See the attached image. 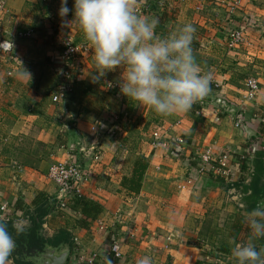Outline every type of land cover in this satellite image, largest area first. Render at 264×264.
Segmentation results:
<instances>
[{
  "label": "crops",
  "instance_id": "1",
  "mask_svg": "<svg viewBox=\"0 0 264 264\" xmlns=\"http://www.w3.org/2000/svg\"><path fill=\"white\" fill-rule=\"evenodd\" d=\"M3 1L0 41L13 48L0 52V206L15 213L10 217L15 228L28 227L24 212L31 211L37 193L55 201L48 167L74 158L87 175L82 198L100 204L102 212L86 229L67 210L56 209L44 219L43 236L59 231L72 236L74 247L55 252L67 253L64 264H86L89 257L94 264H136L143 256L152 264H233L231 248L248 239L244 213L264 199V128L253 119H264V0H237L232 15L227 5L236 0H204L220 1L229 15L222 31L206 25L203 33H194L193 54L202 72L211 75L210 91L197 108L170 115L137 107L122 96L119 68L93 80V51L74 21V0H67V16L59 14L61 0ZM195 2L131 0L137 14L149 17L153 6L163 11L172 4L180 12L195 8ZM182 17L169 22L171 32L186 23ZM163 25L158 22L157 34ZM233 28L244 30V40L228 49L225 35ZM67 34L83 46L77 84L69 100L54 104L56 50ZM250 78L257 80L258 92L248 101ZM157 130L166 131L182 152L154 149L151 135ZM207 149L226 156L227 177L200 171L199 159ZM137 157H144L148 166L139 193L128 195L120 182ZM237 158L245 161L244 171ZM17 201L23 210L14 209ZM255 243L264 248V239Z\"/></svg>",
  "mask_w": 264,
  "mask_h": 264
},
{
  "label": "clouds",
  "instance_id": "2",
  "mask_svg": "<svg viewBox=\"0 0 264 264\" xmlns=\"http://www.w3.org/2000/svg\"><path fill=\"white\" fill-rule=\"evenodd\" d=\"M69 11L67 0H61L59 14L67 16ZM73 16L93 51V80L121 69L119 92L135 106L160 115L177 114L208 95L211 75L202 72L193 54L196 29L191 23L161 36L156 33L158 19L137 14L131 0H74ZM243 223L248 239L231 248L233 264H264V248L255 243L264 239V199L244 213ZM15 246L7 223L0 219V264H11ZM136 264L152 260L143 256Z\"/></svg>",
  "mask_w": 264,
  "mask_h": 264
},
{
  "label": "built area",
  "instance_id": "3",
  "mask_svg": "<svg viewBox=\"0 0 264 264\" xmlns=\"http://www.w3.org/2000/svg\"><path fill=\"white\" fill-rule=\"evenodd\" d=\"M238 1L236 0L234 5H227V11L229 14H233ZM146 11H149L147 6ZM4 11V1L0 0V14ZM226 48L236 49L242 45L244 40V30L241 28H233L226 31L225 35ZM59 46L62 49L61 55L58 56V75L60 83L58 90L52 96V102L54 104L66 101L67 97L74 94L75 84L77 81V60L78 56L83 50V46L75 42L74 37L70 34L65 35L59 42ZM13 45L7 40L0 41V52L8 54L12 51ZM258 92V82L257 80L250 78L246 83L245 99L250 101L255 98ZM253 119L259 122V125L264 128V119L257 120L256 116ZM95 132V129H91ZM152 147L154 149H163L165 151H172L171 142L167 137V132L162 130L154 131L151 135ZM180 142V141H178ZM92 160L98 161V155L92 153ZM201 170L205 169L214 170L211 164L216 162L217 169L216 173L221 176L227 177L229 172L226 166V156H216L214 152L210 149L202 151L200 156ZM47 179L51 182L56 191V209L57 211H63L65 202L70 195H76L78 197H83L82 190L87 182V175L84 172L83 167L80 165L76 159L71 158L64 162H55L48 167ZM187 183H190L189 181ZM7 211V206H0V219L6 220L5 213ZM112 253L115 258H119V252L116 245L112 246ZM84 263L93 264L94 257H89L85 259Z\"/></svg>",
  "mask_w": 264,
  "mask_h": 264
},
{
  "label": "trees",
  "instance_id": "4",
  "mask_svg": "<svg viewBox=\"0 0 264 264\" xmlns=\"http://www.w3.org/2000/svg\"><path fill=\"white\" fill-rule=\"evenodd\" d=\"M151 11V15L153 17H156L153 15L156 12H154L153 9ZM61 53L62 49L59 46L56 50V54L59 56L61 55ZM56 66L59 67L58 63L55 64V67ZM70 97L71 96L69 95L66 100H69ZM197 103L198 101L193 105L196 108ZM170 142L173 149L176 147V153L182 152L176 142L171 140ZM56 144L57 146L63 145L60 137H57ZM197 157L198 156L195 155L191 158L196 159ZM257 158L261 159L262 154H257ZM240 165L241 170L244 171L246 169L245 161L240 159ZM147 166L148 163L144 157H137L133 163L130 175L121 179L120 188L128 195L138 194L141 188V180L144 172L147 169ZM198 166L200 167L199 164ZM260 172L261 173L259 174L257 173L259 176L262 175L263 171L260 170ZM208 173H210V171H208ZM14 209L23 210L19 201L16 202ZM64 209L71 212L72 214L78 215L79 218L76 221L77 226L85 229L87 228L88 222L95 220L97 216L102 212V207L100 204L93 201H86L82 197H78L76 195H70L68 197L67 201L65 202ZM55 210L56 201H50L43 193L39 192L36 194L32 201L31 211L26 210L24 212L28 221V227L26 229L17 230V228H15L14 226V222L10 219V217H12L15 213H5L7 219L4 221L7 223L8 231L13 236L16 244L15 249L10 257L14 264H36L35 259L41 253H43L44 249L47 247L53 249L74 247L72 243V236L66 231H59L51 237H45L42 235L41 232L44 219L51 213L55 212Z\"/></svg>",
  "mask_w": 264,
  "mask_h": 264
},
{
  "label": "rangeland",
  "instance_id": "5",
  "mask_svg": "<svg viewBox=\"0 0 264 264\" xmlns=\"http://www.w3.org/2000/svg\"><path fill=\"white\" fill-rule=\"evenodd\" d=\"M195 1H196L195 8L193 9L186 8L185 11H180V12H179V8L172 4L167 6L166 9L164 8L163 11H160L157 9V7L153 6L154 12L157 13V14L154 13L153 15L156 16L155 18L158 19V22L165 24L161 26V35H165V34L167 35L172 33L171 31L173 28L171 27L173 25L169 24V22H175L176 20L180 19V17L182 16H184L182 17V19L184 20L185 18L186 23H191L195 27L196 29L195 33L198 35L204 32V27L206 25L215 27L214 30L218 29V31H222L221 26L223 24V21L224 19L226 20V18L229 15L227 14L226 8L222 7V5L220 4L221 0L218 2L212 1L211 3H207L204 0H195ZM150 12L152 11L150 10ZM234 160L236 162H240V159L238 158ZM211 164H214L212 165V167H214L213 172L215 177H217V179L223 178L220 174L216 173L217 172L216 162H213Z\"/></svg>",
  "mask_w": 264,
  "mask_h": 264
},
{
  "label": "water",
  "instance_id": "6",
  "mask_svg": "<svg viewBox=\"0 0 264 264\" xmlns=\"http://www.w3.org/2000/svg\"><path fill=\"white\" fill-rule=\"evenodd\" d=\"M57 249L45 248L43 253H41L35 261H38L40 264H64L66 261L67 253L56 254Z\"/></svg>",
  "mask_w": 264,
  "mask_h": 264
}]
</instances>
